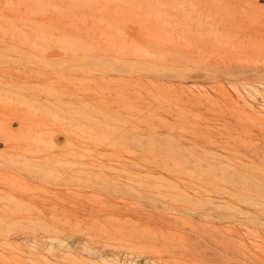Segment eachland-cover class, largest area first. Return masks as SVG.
<instances>
[{"label": "rangeland", "instance_id": "1", "mask_svg": "<svg viewBox=\"0 0 264 264\" xmlns=\"http://www.w3.org/2000/svg\"><path fill=\"white\" fill-rule=\"evenodd\" d=\"M0 264H264V0H0Z\"/></svg>", "mask_w": 264, "mask_h": 264}]
</instances>
